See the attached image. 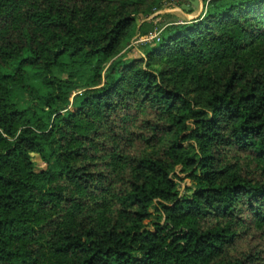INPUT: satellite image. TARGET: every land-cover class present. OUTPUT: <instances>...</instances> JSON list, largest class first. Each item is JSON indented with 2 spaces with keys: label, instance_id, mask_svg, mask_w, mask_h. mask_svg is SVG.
Returning <instances> with one entry per match:
<instances>
[{
  "label": "trees",
  "instance_id": "16d2710c",
  "mask_svg": "<svg viewBox=\"0 0 264 264\" xmlns=\"http://www.w3.org/2000/svg\"><path fill=\"white\" fill-rule=\"evenodd\" d=\"M168 1L0 0V264H264V0Z\"/></svg>",
  "mask_w": 264,
  "mask_h": 264
},
{
  "label": "rangeland",
  "instance_id": "374dc122",
  "mask_svg": "<svg viewBox=\"0 0 264 264\" xmlns=\"http://www.w3.org/2000/svg\"><path fill=\"white\" fill-rule=\"evenodd\" d=\"M210 1L211 0H169L161 7L152 11L151 14L137 17L135 25L124 38L117 57L124 60L145 59L147 52L162 42L163 36L166 34V28L173 24H191L194 20L203 16ZM69 74L68 72L55 70L56 77L63 80H69ZM74 81L77 82L79 86L82 85L85 87V85H83L85 79L83 80L77 77ZM40 85V83L36 82L35 88L39 89ZM83 87L78 90L82 91ZM190 98L197 102L203 101V96L199 92L190 94ZM23 104L26 106L31 104V97L28 94L24 93ZM40 115L44 117L45 113L42 111ZM33 160L39 168H46L45 162L39 155L34 154ZM177 174L179 175L178 182L181 195H189L188 188L192 187L191 180L185 173H182L180 169L177 171ZM154 210L155 207H153L152 212H154ZM153 220H155V218L146 222L149 228L153 227Z\"/></svg>",
  "mask_w": 264,
  "mask_h": 264
}]
</instances>
